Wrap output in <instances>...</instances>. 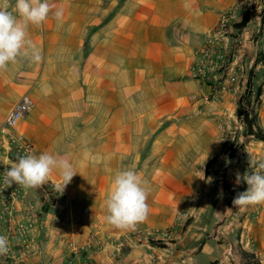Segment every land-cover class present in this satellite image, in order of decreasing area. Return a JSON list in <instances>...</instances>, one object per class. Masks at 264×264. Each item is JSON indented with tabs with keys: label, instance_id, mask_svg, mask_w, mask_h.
Wrapping results in <instances>:
<instances>
[{
	"label": "crops",
	"instance_id": "crops-1",
	"mask_svg": "<svg viewBox=\"0 0 264 264\" xmlns=\"http://www.w3.org/2000/svg\"><path fill=\"white\" fill-rule=\"evenodd\" d=\"M50 2L64 8L63 20L49 14L41 25L27 27V39L40 50L42 61L20 58L0 71V123L28 93L34 107L15 133L33 145L31 154L63 158L77 174L61 194L59 170L53 171L44 184L56 186L52 205L35 188L17 184L16 193L24 199L15 203L12 224L26 219L33 242L25 252L16 239L11 260L37 264L43 249L46 258L54 254L56 228L65 229L68 222H55L52 216L65 199L72 202V224L87 212H105L114 175L123 171L120 165L145 182L149 211L155 212L177 209L175 201L151 196L181 197L183 181L177 172L184 164L209 163L218 157L239 163L241 176L257 170L254 162L264 160V142L244 134L242 124H234L231 116L236 121L238 100L249 89V98L257 99L256 126L264 130V15L252 16L241 29L227 30L229 45L241 43L240 50L235 44L231 51L237 75L231 92L219 101L209 100V89L190 75L194 51L205 44L222 15L241 20L242 9L255 0ZM15 4L16 0H0V7L19 19ZM231 144L232 156L222 152ZM15 162L9 153L0 152V172ZM191 179L185 187L196 186L200 177ZM164 180L171 185L165 186ZM236 185L242 192L248 187L244 181ZM258 206L254 242L240 243L264 263V204ZM84 208L88 211L83 214ZM80 228L87 230L86 225ZM94 264L113 263L101 251Z\"/></svg>",
	"mask_w": 264,
	"mask_h": 264
},
{
	"label": "rangeland",
	"instance_id": "rangeland-1",
	"mask_svg": "<svg viewBox=\"0 0 264 264\" xmlns=\"http://www.w3.org/2000/svg\"><path fill=\"white\" fill-rule=\"evenodd\" d=\"M245 11L252 15H264V0L251 2L246 9H242V12ZM240 21L232 19L229 26L238 29ZM261 21L264 22V17ZM248 92L249 89H246L238 100L236 112H246L255 131L254 109L257 99H250ZM231 120L234 124L241 123L243 133L246 134L243 117L238 118L236 114V121L232 116ZM233 145L224 149L222 147V152L232 156L235 150ZM238 166L239 163L234 159L221 160L218 157L209 163L182 165V170L176 171L183 181L182 196H151L155 200L175 201L174 203H178L177 209L172 212L149 211L147 218L134 228L117 229L109 225L105 219L107 211L100 215L87 212L86 218L74 219L75 224H68L65 229L56 226L58 232L55 231V252L46 258V249H43L37 264H94L101 251L106 252L113 264H241L237 248L247 251L240 243L241 240L250 242V245L254 242L252 227L260 210L258 204L246 207L232 204L237 193L242 192L235 182ZM125 167L126 165H120L123 170H126ZM191 177H200L197 185L185 187V182L192 181ZM171 183L170 180L163 181L168 187ZM48 192V198H44L52 205L55 203L54 190ZM58 218L59 209H56L52 220L56 222ZM99 222L102 223V228ZM84 225L87 230L80 228ZM69 233L74 235V240H71ZM70 242L75 247L70 246Z\"/></svg>",
	"mask_w": 264,
	"mask_h": 264
},
{
	"label": "clouds",
	"instance_id": "clouds-1",
	"mask_svg": "<svg viewBox=\"0 0 264 264\" xmlns=\"http://www.w3.org/2000/svg\"><path fill=\"white\" fill-rule=\"evenodd\" d=\"M15 12L19 19L6 7H0V71L18 63L20 58L41 62L43 57L40 50L27 39L28 25H41L49 18V14L58 22L64 17V8L50 0H16ZM254 163L257 170L251 174L241 176L239 172L236 173V184L244 181L248 185L245 191L238 192L233 198L232 204L236 207L264 204V160ZM54 170H59L61 183L57 188L62 194L77 173L67 160L47 152L19 157L5 170L4 182L9 187L15 183L27 188H38L48 182ZM148 195L145 182L136 171H118L105 201L106 222L117 229L134 228L147 218ZM8 243L7 237L0 235V255L8 253Z\"/></svg>",
	"mask_w": 264,
	"mask_h": 264
},
{
	"label": "built area",
	"instance_id": "built-area-1",
	"mask_svg": "<svg viewBox=\"0 0 264 264\" xmlns=\"http://www.w3.org/2000/svg\"><path fill=\"white\" fill-rule=\"evenodd\" d=\"M228 14L222 15L220 20L209 34V37L204 45L196 49L193 53V62L190 67V75L193 79L201 81L208 89V99L214 102L219 101L222 95L233 90L237 84V75L233 64L232 48L235 44L238 50L241 49V43L232 41V47L228 44V28L231 18ZM194 99V97H190ZM34 102L28 93L23 94L11 107L3 121L0 123V152L5 151L16 160L19 157L26 156L32 153L33 145L22 135L15 133L20 121L32 110ZM46 186L48 188L46 189ZM4 182V171L0 172V235L7 237L9 251L7 254L0 255V264H27V261H14L11 257V251L15 247L16 239L21 241L17 247L28 250V246L32 244V239L27 233L28 223L25 220L17 221L13 219V211L15 203L18 199H22L24 195H17L18 185L13 183L10 187ZM55 184H47L41 187L42 194L48 198L49 190H55ZM16 189V191H15ZM88 210L83 209L86 213ZM26 215V214H25ZM25 218V216H24ZM59 218L72 224V202L65 199L59 208ZM91 237L89 240H91ZM70 246L75 247L74 243L70 242ZM21 254L20 258L24 256Z\"/></svg>",
	"mask_w": 264,
	"mask_h": 264
},
{
	"label": "trees",
	"instance_id": "trees-1",
	"mask_svg": "<svg viewBox=\"0 0 264 264\" xmlns=\"http://www.w3.org/2000/svg\"><path fill=\"white\" fill-rule=\"evenodd\" d=\"M252 16L254 15L250 14L248 11H245L243 13L240 23L237 25L238 29L245 27ZM260 93H261V88L259 87L257 89V95H259ZM236 114L238 118L243 117L242 122L246 127V134L251 135L255 139L264 142V130H261L256 126V129L254 131L252 129L253 122L248 119L249 115L246 112L237 110ZM255 122H256V117H255ZM35 189L38 192V194L41 195L42 192L41 189L40 188H35ZM224 189H225V185H224ZM237 253L240 257L241 264H264L261 262L260 258L257 255H255L253 252L245 251L241 249V247L237 248Z\"/></svg>",
	"mask_w": 264,
	"mask_h": 264
}]
</instances>
